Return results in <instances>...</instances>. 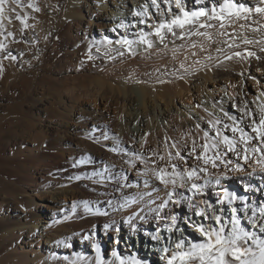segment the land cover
Listing matches in <instances>:
<instances>
[{"label":"bare ground","instance_id":"obj_1","mask_svg":"<svg viewBox=\"0 0 264 264\" xmlns=\"http://www.w3.org/2000/svg\"><path fill=\"white\" fill-rule=\"evenodd\" d=\"M235 2L254 8L260 3V0H235ZM69 3L66 11V17L68 19H66V17H64L65 20L60 19L57 21V19H55L58 24L55 28V35L57 34V36L60 35L59 33H63L67 30V28H70L69 25L71 23H82L86 11L88 14V12H90L89 9H92L88 0H70ZM150 3L151 0H94L93 4H95V10L99 14L103 11L105 14H107V11L109 13L111 12L107 14L108 19L112 20L110 27L114 29L116 26L120 27L122 35H126L127 22L118 21V17L116 16L118 13L122 14L125 11L128 20L135 23L138 21L139 24L146 26L150 24L151 28L145 33L148 34L147 38L153 41V47L148 48L147 45L138 43L139 35H133L134 37L132 35L128 36H131L129 40L137 42L132 46L133 52H129L127 48L119 44L113 43L112 45L118 46V52H123L124 55L128 57L131 56L136 59V61L137 59L140 61L146 59L145 61H147L149 57L152 58V56L156 55L155 53L161 45L168 46L169 51L168 53L166 52L167 59L165 60L168 61L169 67L163 72L166 75L173 74L175 77H170L168 75L166 77L165 75L160 79H155V81L153 79L150 80L151 77H148L149 72L143 71L142 74L139 73L137 78H133L134 82H132V80L124 81L122 79L121 81L112 80L111 82H107L106 78L92 76L93 72L103 70L102 66L96 65V62L94 63L96 55L93 48H95V50L99 48L102 52L105 51L104 46L97 44L95 47L94 44L89 45L87 41L82 44L76 42L78 45L77 49L74 51L78 59L77 61H79V64H81L80 67L82 68L80 72H78L80 74L74 75L73 73L74 76L72 79L74 82L81 79L82 82L80 86H82V89L79 94L78 89L72 86L73 94L71 98H69V102L71 103L70 107L73 109L78 106L82 94L88 95L92 93V91L94 95L99 94L101 96L103 93V96L106 94L110 95L109 97L111 100L117 99L118 107H115L113 112L114 118L112 119L118 120L120 127L118 132L112 134V136L110 132L107 133L105 131L112 116L110 118L104 117L102 112L99 111V108H97V105L89 110L88 108L82 109L81 120H93L95 121L94 123L103 127V135L110 136V138L114 140V146L116 147L115 151H118V153L116 154L115 152L113 155L112 153L109 155L107 153L108 150L105 151L100 147L101 145L94 147V149L92 148L95 157H92L87 163L80 164L76 162L74 163L75 167L72 165L74 170L78 173H83L85 177L84 180L76 181L61 176L59 172L61 169V162L65 163V161L72 160L70 157H76L78 155V152H76L77 150L74 152L62 150L58 156H56L52 153L44 152L40 145L37 146L35 151L32 150L27 153L19 149L20 147L18 148L19 150H15L16 148L13 147V142L11 141L10 143L9 141L8 148L3 151V159L6 160L4 161V165H8V160L12 157L14 161L16 160V166L19 169H23L22 173L24 174L18 176L20 177L18 183L21 184L20 189L22 188V193L25 196L24 202L27 203V206L34 207V197L36 195L45 199H50L49 195L53 194L55 210L57 209L53 213L47 214L44 208L47 209L48 206L45 205V203H38L37 207L34 209L35 212L20 214L17 216L16 221L10 222L11 224L10 226L8 225L6 230L7 234L6 236L2 235V240L3 244L8 242L7 245L11 246L9 252L18 258L16 264H69L70 261H76V264H95L97 257L95 247L91 249H87L86 247V249L79 248L78 250H72L69 245L74 240L80 241L81 245L86 243L87 246V244L89 245L91 242L93 245H99L100 254L103 256L105 264H118V261H116V258L113 256V253H118V251H112V249L115 248V244H113L110 234L119 237L122 241L126 239L127 243L123 244L125 252L123 254L121 252L118 253L125 260L129 257H135L136 259L147 261V264H165V255L160 261V255H163L160 245L164 242L166 247L174 248V244L180 236V233L175 232V235H173V233L165 230V225L171 224L169 219V215L173 213V206L171 204L160 213V215L164 217L163 219H157V213L151 211V209L157 208L163 200L167 199L163 186L159 185V183L151 177L150 173L144 175V169L134 170L133 162L125 156L124 144L128 143L129 139L137 138L139 134H141V130H143L142 125L146 124L142 114L140 116L136 110H134L136 112L130 113L129 108L140 105L145 109L147 104H151L152 111L155 113L153 115H157L158 120L155 122L153 121V117H150L147 127H145L143 131L145 132V130H147V133L145 132L147 134L145 135L148 136L147 139L149 142L153 141V150L165 155L167 154L165 144L166 138L168 145H170L174 143L176 139L181 140L185 133L190 131L194 134L197 133L195 125L200 123L201 126L204 127V120L210 118L209 113L215 112L218 116L222 115L220 113L221 106L226 111L227 106H230V102H232L233 111L231 108L229 114L239 117L242 114L238 111V107H242L247 103L249 108L254 112H258L257 105L264 102V98L255 102L252 100H239L238 107L235 106L236 98L237 96L239 97L240 93L238 79L246 76L253 66L258 68L264 67V51H262V49H264V16L252 13L247 20L240 18L235 22H228L226 24L229 26V31H225L224 35L219 34L221 31L216 32L210 35L211 39L206 37L202 42L197 40V42L200 43L192 47L191 45H187L186 42L188 40L184 39L187 34L182 38L180 37L179 33L181 30L178 28L174 29L177 33L176 36L165 31L166 38H168L169 35L172 39L169 41L165 39L163 43L153 34L154 25L171 20L174 14H180L179 10L176 8L175 0H169V2L166 3L167 9H173V12L168 11L169 16L164 17L159 15L151 20L150 16H135L133 14L132 5L138 8L139 11H143V6ZM220 3H223V0H182V4L187 11H194L203 7L210 12L214 6L218 9ZM91 11L94 13L93 10ZM9 16L10 14L6 12L5 17ZM142 20L145 22L141 23L140 21ZM9 21V19H4L3 24L5 25V23H7L8 25ZM68 22L70 24H68ZM203 22H205V20L201 18V23ZM121 25L124 26L121 27ZM241 25H243V27H241ZM4 27H6V25ZM190 27L192 30L193 26ZM197 27L199 26L196 25V28ZM2 28L0 27V29ZM68 31L70 30L68 29ZM121 37H118L117 40ZM245 40H250L252 43L245 44ZM75 41L78 40L75 39ZM229 45H232V47L229 48ZM90 47H92L91 52L89 51ZM109 47L110 46H107V48ZM217 49H222V51H217ZM237 51L241 52L243 55H247V51H251L256 55L254 57H248V59H241L239 57H233V59L230 60L225 59L226 55L233 56V53ZM89 53H91L93 57L91 60L88 59ZM112 54H114V52ZM109 56L111 55L108 53L106 58L109 59ZM209 57H211V59H209ZM257 57H259V59H257ZM181 64L184 65L183 68ZM181 77H183V79H181ZM254 78L256 80L258 79L257 76H254ZM218 80L222 81L221 83L224 82L223 84H219L218 91L224 90L226 92L225 96L217 95L218 97H216L214 90L207 91L206 89L207 83L213 82L214 84ZM89 82L94 83L92 88L89 86ZM193 85H195L194 88L200 99L202 98L201 93L204 91V97L199 103L202 104V108H196L197 104H192L193 96L191 91ZM175 100L180 101L179 106H173ZM41 101L42 99L33 111V114L37 117L33 118L35 119V124H37L36 134L43 140L51 127V121L48 122V119L55 121L57 119L63 121L64 119L70 120L72 119L74 111L72 112V109L66 108L65 104L67 103L65 102L67 101L62 97L57 99L59 105L58 107L56 106L57 109L52 108V105L50 106L51 111L47 108L50 102ZM51 104H53V102H51ZM103 104L104 108L108 109L111 103ZM162 105H164L163 108L161 107ZM210 107H212V109H209ZM203 108H207L208 113L204 112ZM234 110L239 112V114H236ZM125 112H127L128 115H124L122 118ZM199 117H204V120H199ZM225 122L230 123V121L227 120H225ZM133 123L140 125V128L138 129V126L133 128ZM57 125L60 126V123ZM62 125L63 129H58L67 135L70 128L63 123ZM96 129L97 128L93 129L91 127L88 129V132L92 133V131ZM226 134L231 135L230 132ZM92 135L93 134H90V136ZM199 135H202V132H200ZM145 138L144 140L148 141ZM83 147L84 144L81 141L78 145V149L86 150ZM68 154H71L69 159L65 158V155ZM262 155H264V153H253L251 149H249V156L251 159L250 162L245 165L244 172L237 173L229 171L228 169L221 170L228 171V178L222 181L223 186L228 188L229 191H235L238 195L245 196L247 198L245 202L257 209V216L254 218L256 221L255 224L248 219V217L251 216L250 210L238 213L241 226L244 227L245 230L254 232L264 239V235L261 234L260 229L261 220H264V218H261L258 212V208L264 205V172H261L259 166L256 164V160L260 159ZM3 159L1 160L2 162ZM233 159L235 160L234 157ZM240 163L244 164L245 162L241 160ZM127 170L132 172L131 174L133 175H128ZM221 170L216 171L219 172ZM145 180L149 181L147 185H145ZM237 181H239L240 184H244V187H249V189L242 191V188L238 187ZM249 183H251V185ZM255 183L257 185H255ZM261 188L263 190V196L259 194V189L261 190ZM154 189L159 190L158 194ZM218 190L219 186H209L206 196L198 199L206 198L214 203L217 198L215 192ZM184 194L185 196L191 195L186 191H184ZM62 198H64V202L68 201L70 198L73 203L72 209L67 216L64 217H60L65 207ZM133 200H135L136 203H131ZM82 201H88L92 211H86L81 203ZM126 203L128 206L122 207V205ZM74 204L76 205L75 210H73ZM236 204L239 207L243 206L239 201L236 202ZM176 211L181 210L176 209ZM104 212H107V215L100 214ZM188 212V208L183 206L181 215ZM12 216V214L10 216L7 213L0 216V231L4 230V224L12 220ZM46 217L50 218L51 225H43L42 229H40V225L38 229V225ZM141 217H143V219H141ZM194 219L199 220L200 218L194 217ZM106 224L110 225V227L105 228ZM179 226L183 227V224H179ZM37 234L40 236V239L45 237V239L49 240L51 243L49 244L50 246L42 248L35 243V236ZM134 235H139V242L135 243L134 239L132 241ZM188 235H191L190 232ZM153 236H160L161 239L159 241L155 240ZM192 237L199 239L198 234L193 233ZM248 243L251 244V241ZM148 244L151 248L145 250ZM108 245H110V255H108L106 251ZM253 247H255V245H253ZM56 248L64 249V253L60 254V249L56 250ZM76 254L82 255L85 259L77 260ZM148 256L154 257L156 261L153 258H148ZM57 257H61L64 262H60ZM64 257H68V259L65 260Z\"/></svg>","mask_w":264,"mask_h":264},{"label":"rangeland","instance_id":"obj_2","mask_svg":"<svg viewBox=\"0 0 264 264\" xmlns=\"http://www.w3.org/2000/svg\"><path fill=\"white\" fill-rule=\"evenodd\" d=\"M88 1L90 2V6H92V9H89L90 12H88V14L86 11V15L82 19L83 20L82 23L78 22L75 24V23H71L70 21L71 23L70 24L68 22V24H70L69 25L70 28H67V30L63 32V33L66 32L65 34H63L62 32L59 33L60 34V35L58 34L59 36H57V34L55 35V28L57 27L56 25H58L57 21L60 19L65 20L64 17H66V11L70 4L69 3L70 0L69 1L68 0H22L23 6L18 7L17 12L18 14L27 17L26 22L28 24V27H24V25L19 20H16L14 16H11V18L9 19L10 20L9 24L7 25V23H5L6 27H4L5 25L3 24L2 26L3 28L1 27L2 29H0V42L6 45L5 49L0 50V65H2V69H3L2 71H0V203H1L0 216L3 215L4 213L9 214L10 216L11 214L13 215L12 220L4 224V228H3L4 230L0 231V264L17 263L18 258L9 252V250H11L10 249L11 246L7 245L8 242L3 244V240H2V235L6 236L7 234L6 230L8 228V225L10 226L12 221H16L17 216L23 213L29 214L35 212L34 209L35 207H37L38 203H43V204L45 203V205L48 206L47 209L44 208V211H46L47 214L53 213L54 211L57 210V209L55 210V202L53 199V194L49 195L50 199H45L36 195L34 197V207H28L27 203L24 202L25 196L22 193V188L20 189L21 184L18 183L19 182L18 179H20V177L18 176L24 174L22 173L23 169H19L16 166L15 164L16 160L14 161V158L12 157L11 159H9L10 161L8 160L9 162L8 165H4L5 163L4 161L6 160L3 159L4 156L2 155V153L5 149L8 148L9 141L10 143L11 141L13 142L14 146L13 145L11 146L16 148L15 150L21 149L22 151L27 153L31 152L32 150L35 151L37 146L40 145L42 146L43 148L42 150L44 152L52 153L53 155L56 156H58V154L62 150L64 151L70 150L73 152L77 150L76 152H78L79 156L77 155L76 157L74 156L70 157L71 154L65 155V158L69 159L70 157V159L72 160L65 161L66 164L64 162H61L62 164L60 165L61 169L59 172L61 176L76 181L84 180L85 177L83 173H78L76 170H74V167L72 165L80 161L82 158H87L89 161L92 157H95V154L93 152L94 147L101 145L100 147H102L105 151L108 150L107 153L109 155L111 153L113 155L115 152L116 154L118 153V151H113V149H116V147L114 146V140L110 138V136H107V139H105V136L103 135L104 133V129H102L103 127H100L99 124L94 123L95 121L93 120L91 121L81 120L82 109L84 110L88 108L89 110L95 105H97V108H99V111L102 112L104 117L110 118L112 116L107 128H105L106 129L105 131L107 133L110 132L112 136V134L118 132L120 127L119 121L112 119L114 118L113 117L114 109L115 107L116 108L118 107L117 99L111 100L109 97L110 95L106 94L103 96V93L101 94V96L99 94L94 95L92 91V93L88 95L82 94V97L80 99V104H78V106L74 107L73 109L70 107L71 103L69 102V98H71L73 94L72 88L73 87L77 88L79 94L81 93V89H82V86H80L82 82L81 79L76 80L75 82L72 79L75 74L76 75L80 74L78 72H80V69L82 68L80 67L81 64H79V61H77L78 59L74 51L75 49H77L78 42L79 44H82L86 41L88 42L89 45L94 44L95 47L97 46V44L102 45L106 50L107 46L100 43L101 41H103L105 37H107L109 40H112L113 43H115L118 37L123 36L129 39L131 37V36L128 37L129 35L132 36L140 35V31H143L145 33L149 28H151L150 27L151 25L150 24H148L147 26L141 25L138 23V21L137 23H135L132 22L131 20H128L126 18L125 11L122 14L118 13L116 14V16L118 17V21L121 20L124 21V23L127 22L126 35H122L120 27L116 26L115 29L110 27L112 20L108 19L107 14H110L111 12L109 13L107 11V14H105V12L103 11L102 13L99 14L95 10L96 6L95 4H93L94 0H92L93 2L91 0ZM29 3L34 4L40 10L35 11L34 8L27 7ZM157 3L160 5L159 9L155 7L153 8V6H151V3L148 4V14L146 16H150L151 20L155 19L159 15H162L164 17L169 16L168 9L166 7V3L164 2V0H158ZM12 6L15 7V5ZM91 10L93 11L95 10L96 11V12L94 11L95 14ZM132 12H140V11L138 8H135L132 5ZM55 19H57V21ZM66 19L68 18L66 17ZM208 23L213 24L214 27L196 28V26H193L191 31L195 33L197 29H199V31L207 32L209 33V35H213L214 33L220 31H224V33L225 31L226 32L229 31L228 24H226L227 28L225 26L226 30L224 29L221 30L219 29V26L216 21H208ZM68 29L70 31H68ZM8 32L13 33V35L9 36ZM206 37L207 36H198L193 34L192 36L186 35L184 39L188 40L186 42L187 45L197 46V43L198 44L200 43L197 42V40L202 42ZM74 38L78 41H75ZM171 39L172 38L169 35L168 38H166L167 41ZM108 46L110 47L107 48V50L108 53L111 55L112 59L106 58V55L104 54L105 51L101 52L100 50L99 52H97V50L93 48L94 53L96 55L94 59V63L96 62L95 63L96 65L102 66L103 70L100 71L97 70L93 72L92 76L97 78L99 77L106 78L107 82H111L112 80L121 81V79L124 81L132 80V82H134L133 78H137L139 76V73L142 74L143 71L149 72L148 77L149 78L151 77L150 80L160 79L166 75L164 74L163 71H166L167 67H169L168 61L165 60L167 59L166 54L169 51L168 46L161 45L160 48L155 53L157 56L154 55L152 56V58L149 57L147 59L148 62L145 61L146 59H143L141 61L137 59L136 61V59H134L133 57L131 56L128 57L127 55L124 54L121 56L117 51L118 46L116 45H108ZM91 49L92 47L89 48L90 52ZM113 52L114 54H112ZM10 57H15V59H11ZM70 62L73 63L71 64ZM162 67H164L165 69ZM73 69L74 70L76 69L77 71L76 70L74 71ZM168 76L175 77V75L173 74H169ZM254 76H257L258 79L256 80ZM240 79H238L239 81L238 88L240 87L239 88L240 93H239V97L237 96L236 98L235 106L238 107L239 100L240 101L252 100L254 102L258 101L256 98L260 97L261 93L264 92V67L258 68L256 66H253L250 72L246 76L241 77ZM221 82L222 81L218 80L214 84L213 82L207 83L206 84L207 91L214 90V94L216 97H218L217 95L225 96L226 92L224 90L218 91L219 84L224 83ZM74 84L77 86H75ZM89 86L92 88L94 86V83L89 82ZM194 87L195 85L192 86V91H191V94L193 96L192 99L193 105L200 103V100L204 97V91L201 93L202 98L200 99ZM59 97H62L65 99V101H67L65 102L67 103L65 104L66 108L72 109V112L74 111L72 119L70 120L64 119V121L58 119L56 121L48 119L47 120L48 122L51 121L50 123L51 127L50 130L48 131L49 134L47 133V136L42 140L39 137V135L37 136L36 134L37 124H35L36 122L34 118L37 116L33 114V111L35 110V107L39 105L41 99L44 102L46 101L50 102V104L47 107L49 111H51V107H50L51 105L52 108L57 109V107L59 106L57 103V99H59ZM51 102H53V104H51ZM103 103L105 104L111 103L109 104L110 106L108 108L109 111L108 109L104 108ZM179 105H180V101L175 100L173 106H179ZM146 106L147 107L145 109L142 108L140 105L139 106L137 105V107L133 106L129 108L130 113L131 112L134 113L137 111V113L140 116L142 114L146 122L145 125H142L143 130L145 129V127H147V123L149 122L150 117H153V121L155 122H157L158 120V116L153 115L155 113L152 111L151 104L149 103ZM163 106L164 105H162L161 107L163 108ZM231 108L233 111L232 102H230V106H227L226 111L230 113ZM209 109H212V107H210ZM234 111L236 112V114L237 113L239 114V112H237L236 110ZM124 115L127 116L128 113L127 112L123 113L122 118L124 117ZM58 122L60 123V126L57 125L59 124ZM62 123L70 128L69 131L67 132L68 133L67 135H65L64 132L59 130L60 128L63 129ZM136 126H138V129L140 128V125H136L135 123L132 124L133 128H135ZM91 127L93 129L95 128L97 129L93 130L92 133H89L88 129H90ZM143 130H141V134H139L140 137L138 136L135 139H129L128 143L124 144L125 156L132 162L136 161L135 166H133L134 170L145 169L146 167L145 163L141 162V160H136L137 155L141 156L145 160H147L149 157H151L152 159L154 158L158 159V157L152 156V153L154 151L153 150L154 145L152 144L153 141L149 142V140L147 139L148 136H146L147 130H145L146 133ZM90 134L93 135L90 136ZM142 135L144 136V138L146 137L145 139H147L148 141L144 140ZM143 140L146 142H144ZM81 141L84 144L83 148H85L86 150L78 149V145L80 144ZM176 141H180V139L179 140L176 139L174 142ZM2 159L3 162L1 161ZM150 166H152V164L148 163L147 167ZM127 173L130 176L133 175L131 174L132 172H129L128 170ZM77 176H79L80 179L77 180L75 178ZM249 184L251 185V183ZM237 185L238 187L242 188V191L249 189V187L248 188L244 187V184H240L239 181H237ZM255 185L257 184L255 183ZM12 190L14 191V193ZM259 194L263 196L262 188L261 190L259 189ZM62 201L65 207L63 209L62 216L60 217L67 216V214L72 209V204H73L70 198L66 202H64V198H62ZM50 221H51L50 218L48 217L44 218L41 221V223L38 225V229L40 225H41L40 229H42L43 225H51ZM189 232L191 234L190 236H192L193 233L191 229H189L185 233V235L189 236L188 235ZM39 237L40 236L38 234L35 236V243L40 245V247L42 248L50 246L49 244L51 243L49 240L45 239V237H43V239L42 238L40 239ZM110 238L113 244H115V248L112 249V251H118V253L121 252L123 254L125 252L123 244L127 243L126 239L125 241H122L120 240L119 237H116L113 234H110ZM133 239L135 243L140 241L139 235H134V237H132V241ZM86 247L87 249H91L93 247V243L91 242L89 243V245L87 244L86 246V243H83V245H81L80 241L74 240L70 244V248L72 250H78L79 248L86 249ZM160 247H162L163 249L164 247H166V244L163 242L160 245ZM150 248L151 246L148 244L145 250H148ZM106 249H107L106 250L107 254L110 255V245H108ZM56 250H59L60 254L64 253V249L62 248H56ZM162 254L163 255H160V261L164 257L165 253L162 251ZM148 258H153L156 261V259L152 256H148ZM57 259L62 263L64 262V260L61 257H57Z\"/></svg>","mask_w":264,"mask_h":264},{"label":"snow or ice","instance_id":"obj_3","mask_svg":"<svg viewBox=\"0 0 264 264\" xmlns=\"http://www.w3.org/2000/svg\"><path fill=\"white\" fill-rule=\"evenodd\" d=\"M164 2L168 3L169 0H164ZM175 4L180 14H174L171 20L153 26V34L161 43L166 39L165 31L176 36L177 33L174 29L178 28L181 30L179 33L181 38L185 34H195L207 36L211 39L209 33L201 32L199 29L193 33L190 26L198 25L199 28H212L214 25L207 21H216L219 29L223 30L226 22H235L240 18L247 20L252 13L264 16V0H260V3L254 8L238 4L235 0H223L218 9L214 6L210 12L203 7L198 10L187 11L182 4V0H175ZM12 5H15V7ZM21 6H23L22 0H0V27L3 26V20L10 19L11 16L19 20L24 27H28L27 17L17 12V8ZM151 6L157 9L160 8L157 0H151ZM27 7L34 8L35 11L40 10L32 3H29ZM168 11L171 12L172 9L169 8ZM6 12L10 14L9 17H5ZM133 14L135 16L147 15L148 5L143 6V11L134 12ZM201 18H204L205 22L201 23ZM140 22L144 23L145 21ZM123 26L121 25V27ZM219 34L224 35V32L221 31ZM8 35L12 36L13 33L8 32ZM147 36L148 34L141 31L138 43L151 48L153 47V41L148 39ZM100 43L108 46L112 45L113 41L105 37ZM115 43L127 48L129 52H133L132 46L137 42L121 37ZM244 43L249 44L252 41L245 40ZM192 47H195V45H192ZM231 47L232 45H229V48ZM5 48L6 45L0 42V50ZM96 50L97 52L100 51L99 48ZM217 51H222V49H217ZM123 54V52H119V55L122 56ZM105 55H108L107 47ZM255 55L251 51H247V55L237 51L233 53V56L226 55L225 59L230 60L233 57L248 59V57H254ZM10 58L15 59V57ZM92 58L91 53H89L88 59L91 60ZM111 58L109 56V59ZM181 67L183 68L184 65L181 64ZM2 70V65H0V71ZM262 98H264V92L256 99L261 100ZM202 107V104L198 103L196 105V108ZM257 108L258 112H254L245 103L244 106L238 107V111L242 115L237 117L230 115L221 106L220 113L222 115L218 116L215 112H212L209 113L210 118L207 120H204V117L198 118L204 120V127L197 123L195 125L197 133L194 134L191 131L185 133L180 141L170 145H168L166 138V156L156 151L152 153V156H156L158 159L149 157L145 160L139 155L136 156V160H141L146 165L143 174L148 175L150 173L151 177L163 186L167 196V199L151 211L157 213V219H163L164 217L160 213L168 208L169 204L173 206V213L169 215L171 224L165 225V230L173 233V235H175V232H179L180 236L177 238L174 248L164 247L162 249L165 253V264H264V239L254 232L245 230L241 226L238 215L241 211L250 210L251 216L248 219L255 224L254 218L257 216V209L245 202L247 199L245 196L238 195L235 191H229L228 188L223 186L222 181L228 178V171L221 170L228 169L232 172L242 173L245 171V165L251 159L249 149L253 153H264V102L258 104ZM203 111L208 113L207 108H203ZM225 120L230 121V123L225 122ZM200 132H202V135H199ZM229 132L231 135L226 134ZM105 139H107V136H105ZM115 150L113 149V151ZM241 160L245 163L241 164ZM87 162H89L87 158L78 161L80 164ZM148 163L153 166L147 167ZM256 164L259 166L260 171L264 172V155L256 160ZM73 166L75 167V165ZM133 166H135L134 161ZM216 170L221 171L217 172ZM75 178L80 179L79 176ZM148 182V180H145V185ZM209 186H219V190L215 192L217 198L214 203L206 198L198 199L206 196ZM181 190L191 195L185 196L184 191ZM154 191H157L158 194L159 190L154 189ZM238 201L243 205L242 207L237 206L236 202ZM81 203L86 211H92L88 201H82ZM131 203H136V201L133 200ZM127 206V203L122 205V207ZM183 206H186L189 212L181 215ZM75 207L74 204L73 210H75ZM176 209L181 211H176ZM258 212L259 216L264 218V205L258 208ZM100 214L107 215V212ZM194 217L200 219L196 220ZM179 224H183V227H180ZM108 227L110 225L106 224L105 228ZM189 229L192 230V233L198 234L199 239L185 236ZM260 229L261 234L264 235V220H261ZM153 239L159 241L161 237L153 236ZM249 241H251V244L248 243ZM93 247L97 252L95 264H105V260L100 254L99 245H93ZM76 256L77 260L85 259L80 254H76ZM113 256L118 264H147V261L135 257H129L125 260L115 252ZM64 259L67 260L68 257H64ZM69 264H76V261H70Z\"/></svg>","mask_w":264,"mask_h":264}]
</instances>
